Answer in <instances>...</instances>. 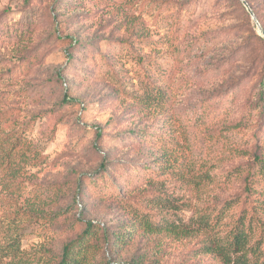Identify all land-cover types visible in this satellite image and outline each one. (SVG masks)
<instances>
[{
	"label": "rangeland",
	"instance_id": "1",
	"mask_svg": "<svg viewBox=\"0 0 264 264\" xmlns=\"http://www.w3.org/2000/svg\"><path fill=\"white\" fill-rule=\"evenodd\" d=\"M259 25L239 0H0V264H58L87 223L94 264H224L201 216L236 200L224 231L255 198Z\"/></svg>",
	"mask_w": 264,
	"mask_h": 264
},
{
	"label": "trees",
	"instance_id": "2",
	"mask_svg": "<svg viewBox=\"0 0 264 264\" xmlns=\"http://www.w3.org/2000/svg\"><path fill=\"white\" fill-rule=\"evenodd\" d=\"M251 10L256 16V11L253 8ZM151 86V84L146 85L142 102L152 109L162 107L163 103H166L165 93L161 88L156 89ZM262 89L264 91L263 87ZM257 106L264 110L263 98ZM9 154L11 155V152ZM169 164L168 161L159 168L169 171ZM256 164L257 173L253 174L252 184L248 188L252 197H255L252 200V206L249 209H242L237 218L232 221L230 228L222 231L220 227L224 225L225 219L230 218V213L237 206L236 200L227 201L219 211L207 208L201 216V224L217 233L209 246H205L207 249L205 253L217 254L224 264H264V159L257 158ZM140 220L138 223L140 226L154 231L155 224L147 221L144 217H141ZM169 227L167 226L165 229L168 230ZM128 229H124L121 233L110 234L107 236V243L113 248L123 249L133 241V233ZM101 239L100 230L94 224L87 223L85 232L64 248L58 264H94L100 251ZM8 247L10 252L6 254L7 256L16 255L21 251L20 243L17 240H13Z\"/></svg>",
	"mask_w": 264,
	"mask_h": 264
},
{
	"label": "water",
	"instance_id": "3",
	"mask_svg": "<svg viewBox=\"0 0 264 264\" xmlns=\"http://www.w3.org/2000/svg\"><path fill=\"white\" fill-rule=\"evenodd\" d=\"M243 6L247 9V12L249 13V15L252 17V19L257 23V25H259L257 19H256V16L255 14L253 13V11L251 10L249 4L246 2V0H239ZM259 32L261 34V36L264 38V31L263 29L261 28V26L259 25Z\"/></svg>",
	"mask_w": 264,
	"mask_h": 264
}]
</instances>
